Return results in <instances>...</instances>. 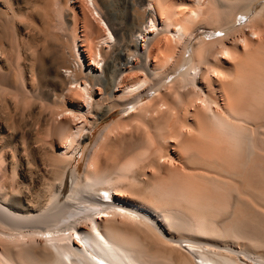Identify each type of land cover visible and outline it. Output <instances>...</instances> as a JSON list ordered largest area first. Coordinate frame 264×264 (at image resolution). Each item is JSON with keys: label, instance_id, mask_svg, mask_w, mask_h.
<instances>
[{"label": "bare ground", "instance_id": "1", "mask_svg": "<svg viewBox=\"0 0 264 264\" xmlns=\"http://www.w3.org/2000/svg\"><path fill=\"white\" fill-rule=\"evenodd\" d=\"M0 264H264V0H0Z\"/></svg>", "mask_w": 264, "mask_h": 264}, {"label": "rangeland", "instance_id": "2", "mask_svg": "<svg viewBox=\"0 0 264 264\" xmlns=\"http://www.w3.org/2000/svg\"><path fill=\"white\" fill-rule=\"evenodd\" d=\"M111 120H112V119H111ZM111 120H110V121H111ZM103 126H104V124H102V125L96 127V128L94 129V131H93V135H92L91 138H94V136L99 132V130H100ZM82 164H83V162L81 161L80 157L78 156L77 159H76L75 162H74V166H76V165H82Z\"/></svg>", "mask_w": 264, "mask_h": 264}]
</instances>
